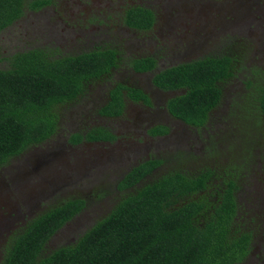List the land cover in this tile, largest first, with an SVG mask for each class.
<instances>
[{"label": "rangeland", "instance_id": "374dc122", "mask_svg": "<svg viewBox=\"0 0 264 264\" xmlns=\"http://www.w3.org/2000/svg\"><path fill=\"white\" fill-rule=\"evenodd\" d=\"M49 1L0 32V70L7 68L4 58L36 48L55 57L114 49L120 64L110 77L88 84L76 100L57 105L51 137L0 168V254L28 221L79 199L85 208L48 240L43 253L74 243L123 193L133 191L117 189L119 180L132 168L156 160L161 163L143 183L173 171L209 168L221 176L233 174L238 204L233 232L252 234L245 258L236 264H264V124L254 101L258 89L264 88V0L257 1L258 8L239 6L244 0ZM137 6L152 10L157 19L147 37L126 29L124 11ZM221 55L235 60V70L221 85L222 100L201 129L167 112V101L177 94L143 104L149 108L125 99L118 118L97 115L113 84L147 88L152 74L134 76V57L153 58V73H159ZM164 125L168 133L152 138L149 130ZM96 128L112 133L114 142L70 143L71 136Z\"/></svg>", "mask_w": 264, "mask_h": 264}, {"label": "trees", "instance_id": "16d2710c", "mask_svg": "<svg viewBox=\"0 0 264 264\" xmlns=\"http://www.w3.org/2000/svg\"><path fill=\"white\" fill-rule=\"evenodd\" d=\"M49 0H0V32L25 12L37 11ZM153 14L129 9L125 24L147 31ZM118 52L96 49L75 56L55 57L36 48L15 53L0 70V168L29 147L41 144L55 132L54 108L80 97L91 82L109 76L119 62ZM136 72L155 67L151 58L130 62ZM235 60L229 55L208 56L155 74L152 84L162 91L181 90L169 100L167 112L183 124L203 128L220 104L222 84L233 76ZM148 105L141 91L117 85L101 114L118 116L122 93ZM258 120L264 124V88L254 98ZM152 134L165 135L156 127ZM81 135L71 136L78 144ZM102 128L89 131L85 140H113ZM150 160L132 168L118 182L119 202L74 243L43 253L48 240L86 206L70 199L28 221L5 247L2 264H236L249 249L252 234L233 232L237 216V183L233 174L218 175L209 168L199 172L173 171L143 183L160 164ZM217 184H214L215 181Z\"/></svg>", "mask_w": 264, "mask_h": 264}, {"label": "flooded vegetation", "instance_id": "af4514ba", "mask_svg": "<svg viewBox=\"0 0 264 264\" xmlns=\"http://www.w3.org/2000/svg\"><path fill=\"white\" fill-rule=\"evenodd\" d=\"M257 1L258 0H244V1H242L240 4H239V6H241V7H244V8H246V7H248V8H251V7H255V8H258V3H257ZM137 7H140V8H144V7H142V6H137ZM130 8H136V7H129L128 9L126 8V10L124 11V14H125V12H127ZM144 9H147V10H149L152 14H153V16H154V22H153V25H152V27H151V29H149V30H147V31H141V30H136V29H133V28H126L127 30H130V31H134L135 33H137V34H139V35H144L145 37H147L148 36V34L150 33V31H152V29L154 28V26H155V24H156V16L154 15V13H153V11L152 10H150V9H148V8H144ZM144 58H151V57H134L133 58V60H135V59H137V60H139V59H144ZM151 59H153V58H151ZM153 61H154V63H155V66H156V61L153 59ZM131 62V61H130ZM119 62L117 63V65L114 67V68H112L111 69V71H110V74H109V76H106V78H108V77H110V75H111V73L112 72H114V70L115 69H117L118 68V66H119ZM130 67H131V65H130ZM154 69H155V67L152 69V71H149V72H136V71H134L133 69H132V67H131V73L134 75V76H141V75H144V74H152V79H153V76L155 75V74H157V73H153V71H154ZM152 79H149L148 81H147V83H146V86H147V88H144V87H134V86H129V87H127L128 89H137V90H139V91H141L144 95H146V97L148 98V100L150 101V104H153V99H155L156 97H165V96H167V95H174V94H177L176 96H172V98H170L169 100H171V99H173V98H175V97H177V96H179L181 93H182V91L181 90H170V91H162V90H159L158 88H155L154 86H153V84H152ZM99 80V79H98ZM98 80H96V81H98ZM119 83H115V84H113L107 91H106V95H107V99H106V102H105V104L103 105V107L105 106V105H107L108 104V102H109V96H110V94H111V92H112V90L113 89H115L116 88V86L118 85ZM120 85V84H119ZM146 89V90H145ZM121 93H122V97H123V99H122V111H121V113H120V115L123 113V111L125 110L124 108H125V99H127V101L129 102V104L130 105H136V106H139V105H142L143 107H145V108H149L150 106H146V105H143L144 103L143 102H141V101H133V100H131V99H129L128 97H126V91L125 90H121ZM168 100V101H169ZM167 101V102H168ZM149 105V104H148ZM103 107H101L98 111H97V115L99 116V117H102V118H108V119H113V118H118L120 115H118V116H106V115H103V114H101L100 112H101V109L103 108ZM208 117H210V116H208ZM187 126V125H186ZM156 127H165V128H167L168 129V131H169V127L168 126H154L153 128H151V130H149V133L152 135L151 137L152 138H160V137H163V136H165L164 134L163 135H160V134H152L151 133V131L154 129V128H156ZM189 127V126H188ZM195 129V128H194ZM196 130V129H195ZM107 132H109V131H107ZM110 133V132H109ZM110 134H112V133H110ZM113 135V134H112ZM85 137H86V134L85 135H83V137H82V141L81 142H83V141H86V143L87 144H89V145H96V144H102V145H105V144H110V143H112V142H114L113 140H89V141H87V140H85ZM114 137V136H113ZM115 138V137H114ZM157 169V168H156ZM155 169V170H156ZM25 226H26V224H25ZM3 252H4V250H3ZM3 252L0 254V256H1V258H0V264H2V261H3Z\"/></svg>", "mask_w": 264, "mask_h": 264}]
</instances>
